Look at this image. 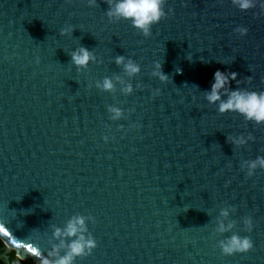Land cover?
I'll return each mask as SVG.
<instances>
[{
  "label": "water",
  "instance_id": "95a60500",
  "mask_svg": "<svg viewBox=\"0 0 264 264\" xmlns=\"http://www.w3.org/2000/svg\"><path fill=\"white\" fill-rule=\"evenodd\" d=\"M260 4L167 0L144 38L109 19L105 0H0L2 243L41 264L29 247L46 256L55 230L83 217L97 247L74 264H264V170L248 177L245 165L264 156V125L205 99L217 70L237 74L233 91L264 92ZM79 47L94 56L86 68L71 63ZM118 56L140 72L128 76ZM157 62L167 83L152 75ZM235 234L253 249L223 255Z\"/></svg>",
  "mask_w": 264,
  "mask_h": 264
},
{
  "label": "clouds",
  "instance_id": "9594fccd",
  "mask_svg": "<svg viewBox=\"0 0 264 264\" xmlns=\"http://www.w3.org/2000/svg\"><path fill=\"white\" fill-rule=\"evenodd\" d=\"M167 0H105L108 5L106 15L109 19L128 20L131 26L135 28L144 38H150L152 35V27L160 23L161 20L166 19L164 11ZM222 2V0H221ZM234 7L242 12L257 7V0H231ZM89 6H96V0H89ZM261 10H264V4L259 5ZM74 31L72 26H68L61 30V35H67ZM235 32L241 37L248 34V29L245 27H237ZM71 63L79 68H86L88 64L94 59L93 54L86 47H79L71 52ZM117 65H123L124 70L128 76H134L140 72L138 64L132 60L125 63V57L118 56L115 60ZM155 71L152 75L159 79L162 83H167L169 77L163 73V66L157 62L155 64ZM251 81V77L247 78ZM237 74L234 72H221L217 70L214 74V82L211 85V91L205 93V99L210 104H218V113L221 115L233 112L241 115L245 121L252 122L255 125H264V92L247 91L237 89L235 91L230 89V81H236ZM237 83H239L237 81ZM114 87L110 79L103 81V88L105 90H112ZM126 93H131L132 88L129 85L124 89ZM159 90L156 91L155 96H158ZM222 95L227 99H222ZM115 113L114 118H118L121 113L118 109H111ZM248 140L253 139L249 136ZM230 143L235 146H243L247 140L241 136L238 138L229 137ZM247 176L252 177L257 169L264 170V156H258L253 161H246ZM222 215L227 216V211L222 212ZM246 231H252V220L246 218L244 221ZM232 225L225 228L223 224L220 225L219 231L226 232L231 229ZM87 228L83 217H76L72 219L65 229H56L54 236L60 242L47 252L44 256L38 245L29 247V251L33 255L38 256L41 264H74L79 257L91 255L92 251L97 247L94 238L86 236ZM67 240H71L67 243ZM222 254L225 256H232L235 254H246L253 249V242L248 237H241L238 234L232 235L220 244ZM63 251L64 254L60 255Z\"/></svg>",
  "mask_w": 264,
  "mask_h": 264
},
{
  "label": "trees",
  "instance_id": "16d2710c",
  "mask_svg": "<svg viewBox=\"0 0 264 264\" xmlns=\"http://www.w3.org/2000/svg\"><path fill=\"white\" fill-rule=\"evenodd\" d=\"M0 264H35L30 259L20 260L12 249L7 248L0 240Z\"/></svg>",
  "mask_w": 264,
  "mask_h": 264
}]
</instances>
